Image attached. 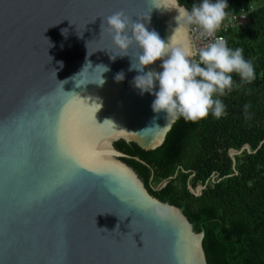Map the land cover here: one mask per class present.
I'll return each mask as SVG.
<instances>
[{
    "label": "water",
    "instance_id": "obj_1",
    "mask_svg": "<svg viewBox=\"0 0 264 264\" xmlns=\"http://www.w3.org/2000/svg\"><path fill=\"white\" fill-rule=\"evenodd\" d=\"M181 8L0 0V264H207L203 227L195 232L178 207L151 195L113 146L153 150L176 118L153 111L158 82L153 92L135 87L142 73L129 69L142 50L133 43L123 55L105 18L123 10L173 47L194 45ZM162 62L144 72L163 71Z\"/></svg>",
    "mask_w": 264,
    "mask_h": 264
},
{
    "label": "trees",
    "instance_id": "obj_2",
    "mask_svg": "<svg viewBox=\"0 0 264 264\" xmlns=\"http://www.w3.org/2000/svg\"><path fill=\"white\" fill-rule=\"evenodd\" d=\"M178 2L190 11L202 0ZM227 4L226 13L247 14L244 24L228 28L223 36L228 48L243 49L255 79L242 82L238 73H231L232 89L213 95L225 105L220 118L211 111L195 122L176 118L153 150L122 139L113 146L128 155L121 160L151 195L178 207L195 232L203 227L207 264H264V0ZM245 144L250 152L243 150L232 159L229 150ZM197 186H204L198 195Z\"/></svg>",
    "mask_w": 264,
    "mask_h": 264
},
{
    "label": "clouds",
    "instance_id": "obj_3",
    "mask_svg": "<svg viewBox=\"0 0 264 264\" xmlns=\"http://www.w3.org/2000/svg\"><path fill=\"white\" fill-rule=\"evenodd\" d=\"M227 7V0H215L214 3L212 0H202L199 5L193 4L190 11L178 9L177 20L179 22V17H182L186 25H195L201 36L212 37L225 19ZM105 19L108 31L113 34V42L125 53L123 55H127L133 43L142 50L135 62L132 61L129 70L135 69L142 73L134 77L133 81L141 92H153L158 82L159 89L154 91L152 104L155 112L163 110L168 116H182L193 122L204 119L210 111L220 118L225 105L221 99H213V95L218 93L223 96L226 90L232 89L233 78L230 74L238 73L242 82L250 83L255 79L253 64L244 59L243 49L228 48L223 36L199 48L191 43L173 47L170 42L165 43L155 30L150 31L145 23L132 20L123 10ZM62 32L66 33L67 30L63 29ZM197 56L198 60L195 59ZM161 59L163 71L144 72L145 66ZM105 69L104 72L109 70L106 66ZM116 79L122 80L123 73H118ZM104 82L102 80L99 84ZM248 107L245 105L246 109ZM100 229L108 231L106 228Z\"/></svg>",
    "mask_w": 264,
    "mask_h": 264
},
{
    "label": "built area",
    "instance_id": "obj_4",
    "mask_svg": "<svg viewBox=\"0 0 264 264\" xmlns=\"http://www.w3.org/2000/svg\"><path fill=\"white\" fill-rule=\"evenodd\" d=\"M246 12L241 10L237 13H227L225 19L221 23L220 28L216 31L214 36L208 37L206 35L201 36L200 30H197V27L193 25L192 37L194 46L196 48L205 46L213 42L217 37L223 36V33L230 27L240 26L246 22ZM224 37V36H223ZM225 39V38H224Z\"/></svg>",
    "mask_w": 264,
    "mask_h": 264
}]
</instances>
